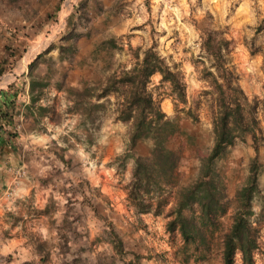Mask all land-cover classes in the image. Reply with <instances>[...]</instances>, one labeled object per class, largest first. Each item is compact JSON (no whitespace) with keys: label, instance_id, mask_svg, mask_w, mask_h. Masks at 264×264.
<instances>
[{"label":"rangeland","instance_id":"obj_1","mask_svg":"<svg viewBox=\"0 0 264 264\" xmlns=\"http://www.w3.org/2000/svg\"><path fill=\"white\" fill-rule=\"evenodd\" d=\"M58 3L59 10L50 15ZM0 25V64L5 67L0 74V86H6L9 80L26 84L30 60L52 46L42 54L33 73L49 81L44 101L47 99L56 106L59 121L52 120L41 128L48 134L53 133L55 140L65 141V148H71V152L64 153L66 161H62L61 166L89 169V180L94 183L97 177L98 183L103 182L105 196L113 194L112 198L119 206L125 205V186L133 165V159L129 158L122 169L116 160V155L126 148L128 124L116 120L113 112L108 110L98 120L100 126L95 130V141L88 144L83 128L76 126L80 116L66 112L65 88L70 85V80L74 87L85 82H102L112 70L131 66L136 46L153 43L170 64H176L182 70L187 104L195 106L198 114L197 120L181 118L184 131L170 140L172 146L181 149L177 171L179 182L186 184L195 178L200 159L213 141V94L209 84L199 78L195 66V63L200 65L201 60L209 64L200 47L201 30H219L230 38L229 64L238 74L249 100L255 102L261 126L257 161L263 164L258 181L264 194V0H19L16 4L0 0ZM159 78V73L152 75L149 88L162 109L172 116L175 108L169 85L160 82ZM59 82L63 86L61 90L57 88ZM179 114L183 115V112ZM55 146V150L60 151L59 145ZM149 146L150 141H141L135 153L146 154ZM254 154L253 138L247 134L217 161L229 203L228 210L218 217L223 230L231 223L234 194L244 182ZM95 173L99 175L94 176ZM262 203L258 196L253 199L255 213L251 216L258 227L261 245L255 254L257 264H264V216L257 215ZM165 220L162 214L139 215L132 225L136 226L134 230L139 236L134 244L139 254L145 252L142 254H149V258L153 256L161 262L168 259L161 248L149 253L155 246L150 241L159 236L162 248L173 247L171 256L174 259V251L182 241L178 233L165 230ZM96 238L91 247L101 241ZM188 264H220V256L213 250L207 260L196 263L191 257Z\"/></svg>","mask_w":264,"mask_h":264},{"label":"trees","instance_id":"obj_2","mask_svg":"<svg viewBox=\"0 0 264 264\" xmlns=\"http://www.w3.org/2000/svg\"><path fill=\"white\" fill-rule=\"evenodd\" d=\"M6 1L16 4L19 0ZM59 8L60 3L55 5L50 15H55ZM230 41L217 29L201 30L200 47L207 55L209 64L201 60V64L195 63V66L199 78L209 84L213 94V141L208 152L200 159L195 178L186 184L179 182L177 171L182 158L181 149L172 146L170 140L184 131L181 118L197 120L198 114L195 106L187 104L182 70L176 64H170L153 43L145 47L136 46L133 49L135 60L131 66L112 70L102 82H85L80 87L69 85L65 88L68 100L66 112L80 116L76 126L83 128L82 133L88 144L95 141L94 133L100 126L98 120L108 110L113 112L116 120L128 124L126 148L116 155L117 165L122 169L129 158L133 159L130 179L125 186L128 205L137 215L151 212L165 217V230L171 234L178 233L181 237L182 243L174 251L178 264H188L191 257L196 263L205 261L213 250L220 256V264H236L238 257L240 264H257L255 254L261 245L258 227L251 216L255 213L253 199L256 196L263 202L257 215L264 216V194L258 181L263 164L257 161L261 126L255 102L249 100L238 74L229 64L227 52ZM51 47H47L45 52ZM45 52L37 53L28 63L30 100L24 105L23 113L33 117L47 115L51 120L59 121L54 104L39 102L49 81L33 73ZM4 68L0 64V74ZM155 73L160 74V82L169 85V95L175 108L172 116L162 109L149 88ZM24 87V83L12 81L0 88V159L5 151L16 145L14 140L19 133L16 127L18 95ZM57 88H63L61 82ZM199 105L200 101L196 108ZM247 134L253 138L255 154L249 162L244 182L235 191L231 223L223 230L218 217L228 210L229 203L217 161ZM145 140L150 141L148 152L135 153L139 142ZM28 156L31 159L30 153ZM64 160L65 157L58 154V160L49 163L55 169L54 174L64 167L61 166ZM87 185L88 200L99 196L88 180ZM73 190L72 196L75 197ZM75 200L76 197L74 200L71 198V201ZM69 209L75 218L78 209L74 202ZM109 235L112 236L114 248L122 251V238L114 235L112 230Z\"/></svg>","mask_w":264,"mask_h":264},{"label":"crops","instance_id":"obj_3","mask_svg":"<svg viewBox=\"0 0 264 264\" xmlns=\"http://www.w3.org/2000/svg\"><path fill=\"white\" fill-rule=\"evenodd\" d=\"M47 93L44 88L40 103H49L47 99L44 101ZM29 100L27 80L18 95L16 145L0 159V264H172L173 260L178 264L171 256L173 247L162 248L159 236L150 241L155 246L149 253L161 248L168 259L161 262L153 256L149 258V254L143 255L145 252L139 254L134 245L139 236L134 230L136 226L132 225L143 214H135L128 205L126 190L125 205L119 206L113 194L105 196L103 182L98 183L97 177L94 183L89 180L91 173L86 167H61L59 173H53L55 169L49 163L57 161L58 154L65 156L66 151L71 152V148L64 147L65 141L55 140L53 133L43 131L41 127L52 121L49 116L33 117L23 113ZM56 144L60 151L55 150ZM112 169L115 171L113 166ZM87 180L99 194L92 200H88ZM72 189L75 201H71L75 199ZM73 202L78 209L75 218L69 209ZM109 229L122 238V251L114 248ZM96 237L101 241L91 247ZM237 261L240 264L239 257Z\"/></svg>","mask_w":264,"mask_h":264},{"label":"built area","instance_id":"obj_4","mask_svg":"<svg viewBox=\"0 0 264 264\" xmlns=\"http://www.w3.org/2000/svg\"><path fill=\"white\" fill-rule=\"evenodd\" d=\"M8 194H10V192H8Z\"/></svg>","mask_w":264,"mask_h":264},{"label":"water","instance_id":"obj_5","mask_svg":"<svg viewBox=\"0 0 264 264\" xmlns=\"http://www.w3.org/2000/svg\"><path fill=\"white\" fill-rule=\"evenodd\" d=\"M1 86H3V85H1ZM1 86H0V87H1Z\"/></svg>","mask_w":264,"mask_h":264}]
</instances>
